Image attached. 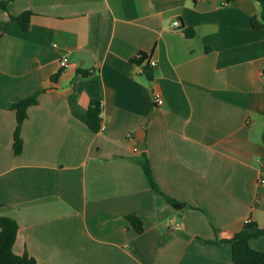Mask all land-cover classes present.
Segmentation results:
<instances>
[{
    "label": "crops",
    "instance_id": "obj_1",
    "mask_svg": "<svg viewBox=\"0 0 264 264\" xmlns=\"http://www.w3.org/2000/svg\"><path fill=\"white\" fill-rule=\"evenodd\" d=\"M0 2V217L18 226L13 252L36 264H234L214 242L264 227L258 2ZM25 12L23 31L11 17ZM36 94L15 156L9 105ZM249 246L264 252V235Z\"/></svg>",
    "mask_w": 264,
    "mask_h": 264
},
{
    "label": "trees",
    "instance_id": "obj_2",
    "mask_svg": "<svg viewBox=\"0 0 264 264\" xmlns=\"http://www.w3.org/2000/svg\"><path fill=\"white\" fill-rule=\"evenodd\" d=\"M226 4H231L234 0H224ZM260 8V22L255 20L250 21L251 28L257 30L262 29L264 31V0H256ZM0 9H5V3L0 2ZM29 13L25 12L17 17H11L13 21L19 24L21 29L24 31L28 27L29 23ZM187 36H190V33H186ZM147 58L144 54H140L135 58V63L141 65L143 61ZM89 73H82V75H88ZM146 77L150 80V74L146 69L144 71ZM264 75V68L262 70ZM58 73L53 77L56 79ZM264 89V82H263ZM37 104V94L22 99L18 102L12 103L9 105V110L13 111L15 114V129L13 132V143L12 149L15 156L21 154L23 142L20 136L21 126L24 120L27 118V109L33 105ZM264 120V116H263ZM87 127L91 133H97L101 127L100 121V103L97 101H90L87 108ZM262 143L264 145V129L262 132ZM140 166L147 177L150 187L153 190L158 191L157 185L155 184L151 169L146 157L140 162ZM166 201L176 210L183 209L184 205L177 203L175 200L166 197ZM128 221L134 227L137 233H141L142 223L134 215L127 216ZM18 226L16 222L7 217H0V264H36L35 260L29 257L27 254L16 255L13 252V244L15 242V237L17 233ZM264 235V227L259 228L255 223L247 222L244 224L241 231L233 235L229 239H221L217 242L219 245L229 244L231 248V259L234 264H264V252L254 251L249 246V240L252 238H257ZM203 243H212L211 241H202Z\"/></svg>",
    "mask_w": 264,
    "mask_h": 264
},
{
    "label": "built area",
    "instance_id": "obj_3",
    "mask_svg": "<svg viewBox=\"0 0 264 264\" xmlns=\"http://www.w3.org/2000/svg\"><path fill=\"white\" fill-rule=\"evenodd\" d=\"M172 25L174 26V27H177L178 25H179V22H178V20H174L173 22H172ZM67 62H68V59L67 58H62L60 61H59V67H61V68H63V67H65L66 65H67ZM147 62V65L150 67V68H154L155 66H156V62L155 61H153V60H148V61H146ZM152 100H153V104L155 105V106H161L162 104H163V101H162V99L160 98V96L157 94V93H153L152 94ZM261 183H264V177L263 178H261ZM248 222V221H247ZM246 222V223H247Z\"/></svg>",
    "mask_w": 264,
    "mask_h": 264
},
{
    "label": "water",
    "instance_id": "obj_4",
    "mask_svg": "<svg viewBox=\"0 0 264 264\" xmlns=\"http://www.w3.org/2000/svg\"><path fill=\"white\" fill-rule=\"evenodd\" d=\"M263 78H264V76H263Z\"/></svg>",
    "mask_w": 264,
    "mask_h": 264
}]
</instances>
